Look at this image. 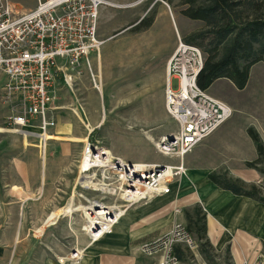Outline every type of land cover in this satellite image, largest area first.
<instances>
[{"label": "rangeland", "instance_id": "1", "mask_svg": "<svg viewBox=\"0 0 264 264\" xmlns=\"http://www.w3.org/2000/svg\"><path fill=\"white\" fill-rule=\"evenodd\" d=\"M11 1L18 10L27 9L32 4L36 7L38 2V0ZM105 1L109 2V0ZM255 1V4L257 3L264 8V0ZM116 3L127 6L126 8H118L119 15L125 17L126 14L130 13L129 25L114 31V35L119 37L116 41L128 40L132 44V42H138V39H146V37L156 35L157 26L148 29H144V26L149 21L155 23L159 20L160 23H163L164 28L168 24L170 25L171 31L176 35L177 45L181 41L205 52L209 40L203 38L202 35H207L208 27L202 21L190 20L183 16L182 11L187 6H183L181 0H119ZM134 4L136 5L134 6ZM128 6L132 7L128 8ZM255 6H250L247 3L241 5L243 17L251 15ZM163 10L165 14L162 13ZM137 47L149 51L146 56L153 53L151 42H143L138 46L130 47V51H127L130 55H127V58H124L117 65L116 71L117 73L120 72L117 79L122 81L126 78L127 71L136 69L134 68L136 64L130 65V68L127 69L124 63H136L132 57L135 56L133 50ZM127 59L129 60L127 61ZM85 68L86 70L82 73L84 87L76 84H73L72 87L66 85V93H62L60 87L63 89L64 84H61L56 90L58 98L54 105L56 109L54 114L57 124L52 135L57 139L55 141L49 140L46 150L36 148L39 145L36 139H29L28 147L31 151L29 153L28 201L29 264H48L51 260L60 264L62 259H65L64 263H66L75 250L82 253L83 259L85 249L92 242L86 232V229L89 228L86 214L89 213L91 207L102 204L111 208L112 215H117L120 211L127 213L137 206L148 205L155 199H177L179 196L188 193L181 184L188 174V165L185 159L183 162L187 170L186 174L172 179L167 185L165 182L162 184L163 187L169 189L168 193L149 192L145 199L133 203H129L126 199L121 200V194L130 196L134 189L131 182H128L127 168L144 165L145 168L142 171L157 173L162 171L164 167L180 165L179 159L164 156L158 151V143L161 138L166 134H176L178 126L169 116L166 105L163 108L157 94L151 95V99L147 101L145 108L139 110L140 115L138 117L136 107L123 104L121 98L122 85L118 81L115 83L113 91H109V86L103 88L102 85V92H99L93 87L89 70L86 66ZM262 76H264L263 62L251 68L249 82L244 90L239 91L232 83L223 80L216 83L207 93L209 95L216 93L215 97L220 96L223 98L222 101L231 107L233 113L226 122L231 121L237 129V134L239 132L248 134V131L253 129L264 144V88L259 89ZM61 81L62 77L61 80L59 78V83ZM2 85L3 83L0 81V91ZM90 85L92 89L88 87ZM85 86L89 89H85ZM61 100L64 102L57 104ZM71 100H74V104ZM59 106H63V110H59ZM95 108L97 114L91 117L88 113ZM134 112L135 116L133 117ZM8 114L9 111L0 104L1 128H7L4 122ZM91 118L93 120L97 118L100 122L94 123ZM60 127L66 128V132L61 133ZM1 135L16 136L12 132ZM62 136L74 137L80 139L81 142H70ZM88 150L91 151V155H94L93 160H96L97 156H101V159L102 157L106 158L104 152L112 153L111 169L95 168L89 173L81 174V163ZM37 158L40 159L41 165L38 180L34 178L32 170ZM253 171L256 173L257 180L250 185L255 186L259 191V197L264 199V174L261 173L264 172V164H258ZM220 173L231 181H239L234 172H216L215 174ZM85 177L89 178V182L93 181V183H88L90 188H83L81 185ZM94 185H97L98 189L94 188ZM107 189L112 190V192L109 194ZM256 201L260 205H264L260 199ZM71 208L80 211L62 215L56 225L51 227L45 225L50 216ZM191 212L196 218L194 229L204 233L202 229L205 222L198 216V208H194ZM201 213L203 214V211ZM182 214H184L183 211ZM183 225L188 226L187 224ZM202 233L200 234L202 239H194L195 247L188 249L190 252L187 256V264H233L227 250L216 253V250L205 238V234ZM257 239L261 251L260 260L264 264V234Z\"/></svg>", "mask_w": 264, "mask_h": 264}, {"label": "crops", "instance_id": "2", "mask_svg": "<svg viewBox=\"0 0 264 264\" xmlns=\"http://www.w3.org/2000/svg\"><path fill=\"white\" fill-rule=\"evenodd\" d=\"M117 1L119 0H109L111 6L105 5L100 8L98 38L104 44L99 55L95 53L90 55V62L94 73L101 79L103 88L109 86V91H113L117 81L122 85L123 104L136 107L139 117V110L145 108L152 94L158 95V99L165 108L168 63L177 48V38L169 24L164 28L163 23L157 20L150 26V28L157 26L156 35L138 39V42H132V44L128 40L116 41L118 35H114V31L127 27L130 17V13L125 17L119 15L118 8L127 6L119 5ZM35 8L32 4L29 8L19 9V11L27 12ZM164 12L163 10L162 13L165 14ZM143 42L153 44L151 50L153 53L146 56L149 51L137 47L133 50L135 56L132 57L136 63L123 62L127 69L130 65L136 64L134 67L136 69L131 68L132 70L125 72L126 78L122 81L117 79V75L120 74L116 71L117 65L130 55L127 53L130 47L138 46ZM84 70H86L85 65H82L73 75L75 84L83 87ZM219 81L215 82L211 88ZM61 84H64L63 89L60 87L61 92L66 93V84L63 81L59 83V86ZM88 87L92 89L91 85ZM88 87L85 86V89ZM99 92H102V88ZM215 95L216 93H213L209 96L215 100H223ZM61 102L64 101H58L57 104ZM2 106L9 112L15 107L14 102H8ZM63 108L59 106V110ZM95 111L96 108L90 110L88 114L93 117L97 114ZM91 119L94 123L100 122L97 118ZM60 128L61 133L66 132V128ZM53 131L54 129L51 131V136H54ZM236 131L231 121L225 122L185 157L188 174L181 184L188 193L177 199H155L148 205L137 206L125 213L110 234L88 245L82 260L67 261L64 264H159L162 259L161 253L147 257L140 252V246L165 235L176 223L187 224L186 227L192 237L201 238L202 232L194 229L196 218L191 212L194 208H198V212L203 211L206 216L205 224H203L205 231L202 234H205V238L216 253L227 250L233 264L261 262L257 237L264 234V205H260L254 198L237 196L225 191L208 179L210 174L230 171L234 172L237 179L248 188L253 186L250 184L256 182L255 171L246 166L247 163L258 159L256 146L249 134L241 132L237 134ZM15 135L6 137L0 134V264H29L28 201L29 153L31 151L22 136ZM40 166V159L37 158L36 164L32 166L36 180L41 173ZM189 252L187 247L177 246L176 254L179 264H187ZM48 264H58V262L51 260Z\"/></svg>", "mask_w": 264, "mask_h": 264}, {"label": "built area", "instance_id": "3", "mask_svg": "<svg viewBox=\"0 0 264 264\" xmlns=\"http://www.w3.org/2000/svg\"><path fill=\"white\" fill-rule=\"evenodd\" d=\"M105 5L111 6V3L105 0H38L35 9L21 12L11 0H0V81L3 83L0 104L14 102L15 106L5 118L7 128L3 130L21 135L28 146L29 139L34 138L38 147L46 150L47 138L57 124L54 105L59 78L72 87L75 84L73 75L85 65L93 87L101 89L102 81L92 70L90 55H99L104 44L98 38V22L100 8ZM204 63L205 55L199 48L178 43L168 63L165 87L166 110L177 124L178 132L173 134V139L162 137L158 151L181 163L176 167H164L157 173L136 171L135 166L133 170L127 168L133 192L139 189L140 195L168 193L169 189L162 184L184 176L187 171L185 157L231 118V107L213 99L198 85ZM168 173L170 177L165 175ZM112 219L110 227L117 223L116 216ZM112 229L104 233L108 235ZM94 231L96 235L101 234L96 227ZM178 245L193 249L195 241L185 225L176 223L168 233L139 249L147 257L161 253L159 264H179ZM81 259L82 253L75 250L69 261ZM64 262L65 259L60 260L61 264Z\"/></svg>", "mask_w": 264, "mask_h": 264}, {"label": "trees", "instance_id": "4", "mask_svg": "<svg viewBox=\"0 0 264 264\" xmlns=\"http://www.w3.org/2000/svg\"><path fill=\"white\" fill-rule=\"evenodd\" d=\"M182 15L190 20L204 22L209 40L205 50V63L198 77L199 87L207 91L219 80H227L239 91L244 90L249 82L251 68L264 63V8L255 4V0H181ZM255 6L253 13L243 17L241 5ZM143 22V21H142ZM152 24L149 21L144 28ZM248 134L254 142L258 159L247 163L254 169L258 164H264V145L259 135L250 129ZM264 174V172H261ZM208 179L219 188L237 196L260 199L255 186L246 187L240 181H231L224 175L210 174ZM205 222L206 216L198 212ZM190 218V217H189ZM203 232L205 225H203ZM188 229V228H187ZM202 239V238H201Z\"/></svg>", "mask_w": 264, "mask_h": 264}, {"label": "bare ground", "instance_id": "5", "mask_svg": "<svg viewBox=\"0 0 264 264\" xmlns=\"http://www.w3.org/2000/svg\"><path fill=\"white\" fill-rule=\"evenodd\" d=\"M259 83H260V88L259 89H263L264 88V76H262V78H261V80H260ZM0 133H6V131L3 130V128L0 127ZM47 139L48 140L55 141L57 138L55 136H50ZM66 139L68 141H70V142H81L80 139H76V138H73V137L72 138L66 137ZM86 153L87 154L85 156V159L82 161L81 167H80L81 174L82 173H89V172H91L95 168H99V169L110 168L111 169L110 165H111L112 160H113L112 153H110V152H104V155H106V158H103L102 157V159H101V156H97L96 157V160H93V156L94 155H91V151L90 150H88ZM143 168H145L144 165H137V166L134 167V170L139 171L140 169H143ZM130 169L133 170L132 167H130ZM85 175L87 176V174H85ZM165 175H167V177H170L171 176L170 173L165 174ZM88 183L89 184L90 183H93V181H90L89 182V178L88 177H85L84 178V181L81 183V185H82L83 188H90V185H88ZM94 188H97V185H94ZM96 191H98V190H96ZM106 191H108L109 194L112 192V190H109V189H107ZM140 191L141 190L138 189L136 192H132L130 194V196L127 195V194L126 195H124V194L122 195L121 194V200L124 201L126 199L129 203L138 202L139 200L143 199L146 196V194H148V193H142V195H140ZM126 192H127V190H126ZM78 211H80V210L79 209L78 210H73L71 208V209H68V210H66L64 212L55 213L54 215L50 216L47 219V221L45 222V225H47V227H51L53 225H56L57 222H58V220H59V218H61L62 215H64V214H73L74 212H78ZM124 215H125V211H120L117 215H114V216H116L117 223L119 222V220ZM86 216H87L86 218L88 219L87 221L89 222V225H88L89 228L86 229V232H87V236L92 241L91 243H89V246H90L91 244H94V243L98 242L102 237H104V236L107 235V234L104 233L105 230L114 227V226H111L110 227V225L112 223L111 221L113 220L112 219L113 218V215H112L111 208H107L104 205L100 204L98 206L91 207L89 209V213H87ZM94 227H96V229H98V231H101V234L96 235L97 233L94 231ZM40 232L42 233V231H40ZM40 232H38V233H40Z\"/></svg>", "mask_w": 264, "mask_h": 264}, {"label": "water", "instance_id": "6", "mask_svg": "<svg viewBox=\"0 0 264 264\" xmlns=\"http://www.w3.org/2000/svg\"><path fill=\"white\" fill-rule=\"evenodd\" d=\"M168 137L170 138V139H173V134H168Z\"/></svg>", "mask_w": 264, "mask_h": 264}]
</instances>
